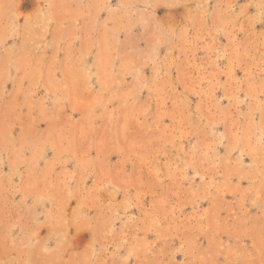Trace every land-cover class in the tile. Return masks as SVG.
<instances>
[{"label": "rangeland", "instance_id": "1", "mask_svg": "<svg viewBox=\"0 0 264 264\" xmlns=\"http://www.w3.org/2000/svg\"><path fill=\"white\" fill-rule=\"evenodd\" d=\"M0 264H264V0H0Z\"/></svg>", "mask_w": 264, "mask_h": 264}]
</instances>
